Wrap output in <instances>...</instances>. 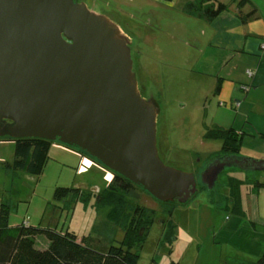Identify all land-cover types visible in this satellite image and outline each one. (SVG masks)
I'll return each mask as SVG.
<instances>
[{
  "label": "rangeland",
  "instance_id": "rangeland-1",
  "mask_svg": "<svg viewBox=\"0 0 264 264\" xmlns=\"http://www.w3.org/2000/svg\"><path fill=\"white\" fill-rule=\"evenodd\" d=\"M78 1L117 22L128 34L141 95L156 101L160 110L158 150L166 165L197 174L222 151V142L207 140L206 134L231 127L243 137L239 155L264 160V88L252 100L244 99L245 91L235 96L245 111L221 105L224 101L215 93L216 81L203 73L205 56L187 46L192 22L182 13L184 0L173 6L156 0ZM194 30L201 32L197 25ZM235 82L237 88L244 83L240 79ZM14 151L13 142L0 143V210L2 205L10 207V228L27 222L31 226L70 230L79 239L89 238L100 251L126 241L124 227L112 221V208L96 206L94 194L102 192L113 179L108 169L55 142L42 175L14 174L4 165L13 161ZM230 177L264 183V171L226 169L213 191L200 187L195 198L185 205H162L140 188L128 194L130 205L143 206L154 213L146 238L131 243V251L139 255L138 264H224V257H235L232 252L238 240L223 229L227 217L234 214L219 206V198L229 193ZM250 186L244 184L242 193L246 194ZM60 187L79 188L90 201L74 202L69 197L58 202L54 195ZM171 209L169 216L166 213Z\"/></svg>",
  "mask_w": 264,
  "mask_h": 264
},
{
  "label": "water",
  "instance_id": "water-1",
  "mask_svg": "<svg viewBox=\"0 0 264 264\" xmlns=\"http://www.w3.org/2000/svg\"><path fill=\"white\" fill-rule=\"evenodd\" d=\"M131 40L78 0H0V137L58 142L86 154L161 203L213 191L226 169L264 160L215 158L201 173L159 155V107L134 73Z\"/></svg>",
  "mask_w": 264,
  "mask_h": 264
},
{
  "label": "trees",
  "instance_id": "trees-1",
  "mask_svg": "<svg viewBox=\"0 0 264 264\" xmlns=\"http://www.w3.org/2000/svg\"><path fill=\"white\" fill-rule=\"evenodd\" d=\"M227 9V5L217 3L216 0H196L184 6V11L187 14L206 18L208 21L214 20ZM253 15L254 12L243 17V22L245 23ZM219 90L220 86L218 85L216 91L219 92ZM205 139L222 142L221 153L213 156V158L224 155H239L243 144L242 135L233 128L227 130L216 128L209 131ZM5 141L15 144L13 161L4 164L7 169L13 171L14 174L18 172H26L33 176L43 174L49 161L50 150L55 142L36 138L13 140L8 137H0V143ZM75 152L91 159L84 153ZM244 184H250L255 191L264 188V183L259 181L248 180L245 182L236 177H230L229 195L227 197L233 202L239 200L241 187ZM200 187L206 190L201 183L199 189ZM136 188L139 187L124 177L113 173V179L107 187L102 192L94 194L96 206L99 209L111 207L112 221L120 223L126 231V241L118 246L112 245L107 251L98 250L90 244L89 238L79 239V236L70 230L59 231L52 228L31 226L27 222L16 228H10L11 209L9 206L2 205L0 210V264H138L139 255L131 251V243L133 244L134 240L143 241L146 238L154 213L143 206L134 207L127 202L126 196ZM54 197L58 202L69 197H72L74 202L87 203L90 201L79 188H57ZM220 200L222 199L219 198ZM172 203L179 204L177 202L161 204L169 205ZM172 208L174 209V207ZM173 209L166 214L171 216ZM149 212H151L150 215H148ZM141 228H144L145 231L142 232ZM169 228H172V221H169ZM257 264H264V257Z\"/></svg>",
  "mask_w": 264,
  "mask_h": 264
},
{
  "label": "crops",
  "instance_id": "crops-1",
  "mask_svg": "<svg viewBox=\"0 0 264 264\" xmlns=\"http://www.w3.org/2000/svg\"><path fill=\"white\" fill-rule=\"evenodd\" d=\"M156 1L173 6L178 5L179 0ZM194 1L184 0L182 4V13L192 22L187 32V46L205 56L203 73L216 81L215 93L224 101L222 106L236 111L239 108L244 110L242 101L235 97L239 92L244 94L241 88H250L244 99L251 100L264 88V0H216L227 5L228 9L212 21L184 11V6ZM252 12L254 15L244 23L242 18ZM196 25L201 29L200 33L194 30ZM227 68L229 70L223 74ZM236 79L244 81L239 88L235 84ZM218 85L219 92L216 91ZM233 99L240 103L239 108L232 107ZM228 195L223 196L219 206L225 210L231 209L234 215L227 217L223 229L226 235L238 241L232 252L235 257H224V264H257L264 257V188L255 191L250 186L246 194L241 191L240 199L236 202L230 200Z\"/></svg>",
  "mask_w": 264,
  "mask_h": 264
},
{
  "label": "built area",
  "instance_id": "built-area-1",
  "mask_svg": "<svg viewBox=\"0 0 264 264\" xmlns=\"http://www.w3.org/2000/svg\"><path fill=\"white\" fill-rule=\"evenodd\" d=\"M249 89L250 88L249 87H246V86L242 87V90L245 91V92H248ZM221 105H224V104L221 103ZM239 106H240V103L239 102H237V103H235V104L232 105L233 108H239Z\"/></svg>",
  "mask_w": 264,
  "mask_h": 264
},
{
  "label": "flooded vegetation",
  "instance_id": "flooded-vegetation-1",
  "mask_svg": "<svg viewBox=\"0 0 264 264\" xmlns=\"http://www.w3.org/2000/svg\"><path fill=\"white\" fill-rule=\"evenodd\" d=\"M159 154H160V151H159ZM221 157H222V156H221ZM215 158H217V157H215ZM215 158H213L212 161H213ZM92 161H94V160H92ZM212 161H211V162H212ZM94 162H96V161H94ZM211 162H210V163H211ZM96 163H97V162H96ZM210 163H209V164H210ZM98 164H99V163H98ZM209 164H208V165H209ZM99 165H100V164H99ZM208 165H207V166H208ZM101 166H102V165H101ZM207 166H206V167H207ZM206 167H205L204 169L198 171L199 174H198V173L196 174V176H197V178H198L199 180H200L201 173L206 169ZM106 169H107V168H106ZM109 171H110V170H109ZM110 172H111V171H110ZM111 173H112V172H111ZM112 174H113V173H112ZM205 191H206V190H205Z\"/></svg>",
  "mask_w": 264,
  "mask_h": 264
}]
</instances>
